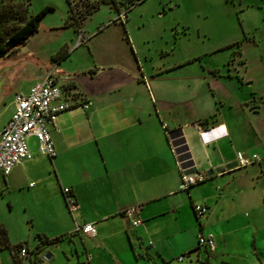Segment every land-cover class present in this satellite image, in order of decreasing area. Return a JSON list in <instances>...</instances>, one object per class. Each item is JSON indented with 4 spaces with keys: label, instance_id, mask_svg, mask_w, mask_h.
Instances as JSON below:
<instances>
[{
    "label": "crops",
    "instance_id": "obj_1",
    "mask_svg": "<svg viewBox=\"0 0 264 264\" xmlns=\"http://www.w3.org/2000/svg\"><path fill=\"white\" fill-rule=\"evenodd\" d=\"M127 16L73 28L77 42L51 56L41 80L54 70L61 101L73 107L51 128L54 159L30 137L33 159L0 174L10 241L0 264H264V52L248 54L256 42L246 37L213 51L232 49L218 65L205 62L206 51L185 49L177 60L173 41L154 60L152 40ZM238 152L260 161L239 168ZM180 168L210 177L185 191ZM65 188L80 206L74 215ZM195 205L207 214L198 218ZM131 207L137 228L123 214ZM88 223L95 237L74 232ZM206 233L215 235L214 253L199 246ZM39 235L59 240L43 244Z\"/></svg>",
    "mask_w": 264,
    "mask_h": 264
},
{
    "label": "rangeland",
    "instance_id": "obj_2",
    "mask_svg": "<svg viewBox=\"0 0 264 264\" xmlns=\"http://www.w3.org/2000/svg\"><path fill=\"white\" fill-rule=\"evenodd\" d=\"M71 1L77 3L81 0ZM117 1L122 7L120 13L114 5L103 4L84 23V28L88 30L100 22L116 21L120 14L126 13L134 23L135 34L152 40L149 49L153 51L154 60H158L164 45L169 42L171 46L173 41L177 60L183 56L185 49L192 54L206 51L209 56L205 57V62L218 65L223 64L227 52H232V49L212 52L246 37L256 42L246 45L248 54L264 52V0H143L134 5L128 4V0ZM2 4L7 5L3 7L5 16L0 28L3 40L22 27L31 16L47 7L54 11L47 13L39 32L26 45L0 58V124L12 114L15 93L28 91L39 82L46 68L52 67L51 56L63 44L74 45L78 40L73 28L64 27L68 0H0V8ZM183 26L188 27V37L177 35L174 40L171 39V32L177 30L181 33ZM0 184L4 185L2 176ZM6 196L8 194L0 189V197ZM2 205L6 203L2 202Z\"/></svg>",
    "mask_w": 264,
    "mask_h": 264
},
{
    "label": "built area",
    "instance_id": "obj_3",
    "mask_svg": "<svg viewBox=\"0 0 264 264\" xmlns=\"http://www.w3.org/2000/svg\"><path fill=\"white\" fill-rule=\"evenodd\" d=\"M127 14H120L118 21L125 23ZM63 87L59 83L55 71H50L45 78L34 84L28 92L16 93L14 96V113L0 131V174L7 177L13 170L33 159L34 154L29 147L30 137H36L39 141V153L54 159L57 156L55 143L52 139L51 128L57 122L59 115L68 111L73 106L67 101H61ZM260 161V156L247 157L243 152L237 153V165L239 168H246L253 163ZM182 190L189 191L192 187L206 182L210 174L208 172H188L180 168ZM66 205L71 214H76L80 206L69 188L63 190ZM195 213L198 218L205 216L208 208L204 205H195ZM139 208L131 207L123 214L132 219V226L139 227L142 221L137 218ZM75 233L87 237H95L97 230L92 223L77 225ZM199 246L204 247L210 253L216 251L217 243L212 233L199 236ZM21 257L28 254V250H19ZM186 256H181L184 261Z\"/></svg>",
    "mask_w": 264,
    "mask_h": 264
},
{
    "label": "trees",
    "instance_id": "obj_4",
    "mask_svg": "<svg viewBox=\"0 0 264 264\" xmlns=\"http://www.w3.org/2000/svg\"><path fill=\"white\" fill-rule=\"evenodd\" d=\"M142 1L143 0H128L127 3L130 5H134L135 3ZM103 4H110L117 7L119 5V2L117 0H81L77 3H74L71 0H68V16L64 27L75 28L76 30L81 29L84 21L96 11H98ZM4 6L6 8L7 5L2 4L0 8V28L3 21L2 19L5 16L3 12L5 11V9L3 8ZM50 11L54 10L50 7H47L39 14L31 16L22 27L15 29L12 33L8 34L4 40L0 38V57H4L8 54H13L19 47L26 45L31 37L39 32L41 22ZM61 57L64 58L63 53H61L57 58ZM39 239L43 244H52L59 240H50L44 235H39ZM0 247L10 248L8 232L2 224H0ZM18 248L20 250L22 246Z\"/></svg>",
    "mask_w": 264,
    "mask_h": 264
},
{
    "label": "water",
    "instance_id": "obj_5",
    "mask_svg": "<svg viewBox=\"0 0 264 264\" xmlns=\"http://www.w3.org/2000/svg\"><path fill=\"white\" fill-rule=\"evenodd\" d=\"M10 54H8V55H6V56H9ZM6 56H4V57H6ZM4 57H0V58H4ZM44 258L47 260V261H50L51 260V254L50 253H47L45 256H44Z\"/></svg>",
    "mask_w": 264,
    "mask_h": 264
},
{
    "label": "flooded vegetation",
    "instance_id": "obj_6",
    "mask_svg": "<svg viewBox=\"0 0 264 264\" xmlns=\"http://www.w3.org/2000/svg\"><path fill=\"white\" fill-rule=\"evenodd\" d=\"M117 8H120V6L118 5Z\"/></svg>",
    "mask_w": 264,
    "mask_h": 264
}]
</instances>
